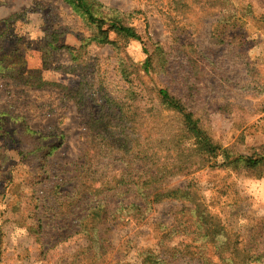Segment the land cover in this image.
<instances>
[{
  "label": "rangeland",
  "instance_id": "1",
  "mask_svg": "<svg viewBox=\"0 0 264 264\" xmlns=\"http://www.w3.org/2000/svg\"><path fill=\"white\" fill-rule=\"evenodd\" d=\"M98 1L141 39L99 43L63 0H0V264H138L160 247L188 253L172 264L218 250L264 264V165L187 160L180 114L157 95L181 98L230 154L264 155V0ZM171 189L185 192L150 196Z\"/></svg>",
  "mask_w": 264,
  "mask_h": 264
},
{
  "label": "trees",
  "instance_id": "2",
  "mask_svg": "<svg viewBox=\"0 0 264 264\" xmlns=\"http://www.w3.org/2000/svg\"><path fill=\"white\" fill-rule=\"evenodd\" d=\"M69 7H71L74 13L79 14L83 17V19L88 23L90 26L95 28V33L93 35V39L98 41L99 43H110L115 44V40L110 39V33L112 32L117 37L121 39H136L140 40L141 36L138 34L136 29L127 23H125L123 17H121L118 13H112L110 11H106L105 7L98 1V0H63ZM145 51V50H144ZM146 52V51H145ZM6 54V53H4ZM5 58V56L3 57ZM150 64V57L147 56L145 61L143 62L144 69ZM7 66L6 62H1L0 70ZM10 66L16 67V64L10 63ZM6 69V67H5ZM23 70V69H22ZM21 70V71H22ZM19 76L30 77L29 75L33 72H38L39 70H30L26 71V74H22L20 69L17 70ZM41 82V81H39ZM157 95L161 105L167 110L176 112L180 114L181 124L185 130V134L187 138L190 140L187 146V160H191L194 157L200 156L205 163H209L208 167H230L233 166L234 168L237 167H245V168H253L258 165H264V155L253 157V156H245V155H232L226 148H223L220 144L215 142L210 135L201 127L197 118L194 117V114L189 111L184 102L181 98L176 97L175 95L171 94L167 88H160L157 91ZM7 116L6 112H0V131L4 128L1 122H5ZM27 131L30 134H35L37 131L35 129H29L26 127ZM10 135L13 139L17 137V131L14 128L12 132L5 131V134ZM46 140L45 137L42 140ZM40 147L47 149V153L45 155L51 154L53 150H55L58 146L51 145V144H44L41 143ZM218 156H222L223 160L218 163L217 158ZM186 160V161H187ZM179 165H176L173 168L165 169L161 175L157 176L159 171H144V176L142 179L141 185L143 187L150 188L149 184L150 181H158L165 176H171L177 174L179 171L182 170ZM130 180V179H129ZM144 180V181H143ZM124 178L121 176L117 184H122L124 182ZM132 181V180H131ZM189 190V189H188ZM185 192L184 190L179 189H171L164 192L156 191L150 196L153 197V200L157 202L166 198H178L182 193ZM184 196V194L182 195ZM201 204L197 205V218L203 224H206L208 221L217 222L214 218H211L210 215L206 214L204 210L200 209ZM215 227L212 229L211 236L213 240L216 239V235H218L221 231V226L218 224L214 225ZM165 235H162L164 237ZM215 238V239H214ZM212 240V241H213ZM225 243V242H224ZM188 253H180L178 257H174L173 254L168 255L166 253V249L163 247L158 250H151L146 249L139 251L136 254L137 257L140 258L138 264H172L179 260L180 256L184 257L187 256ZM217 258V262L210 260L208 255L203 253H199L195 255V262L196 264H251L252 258L259 259L261 257L260 254L252 255L248 252H240L237 250H232L229 252L224 251H216L214 254ZM192 256V255H191ZM115 264H128L116 262Z\"/></svg>",
  "mask_w": 264,
  "mask_h": 264
}]
</instances>
